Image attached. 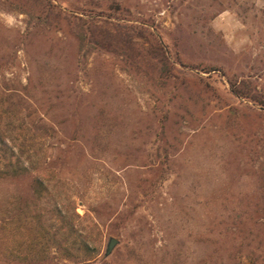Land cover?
Returning a JSON list of instances; mask_svg holds the SVG:
<instances>
[{"label":"rangeland","instance_id":"obj_1","mask_svg":"<svg viewBox=\"0 0 264 264\" xmlns=\"http://www.w3.org/2000/svg\"><path fill=\"white\" fill-rule=\"evenodd\" d=\"M0 264H264V0H0Z\"/></svg>","mask_w":264,"mask_h":264},{"label":"trees","instance_id":"obj_2","mask_svg":"<svg viewBox=\"0 0 264 264\" xmlns=\"http://www.w3.org/2000/svg\"><path fill=\"white\" fill-rule=\"evenodd\" d=\"M92 24L95 25V30L93 31L98 32V35L103 36V37H109L111 36V33H113L112 37L116 38H121L122 40L125 39V36H121L122 34L124 35V30L122 29V24L119 22L117 23H112L107 19H102V18H93ZM113 25V28L110 26ZM113 29V31H112ZM115 35V36H114ZM120 35V36H119ZM94 36V34H93ZM166 58V57H165ZM175 70V65L171 64L169 70L167 71L168 74L173 76V71ZM97 249V248H95Z\"/></svg>","mask_w":264,"mask_h":264},{"label":"water","instance_id":"obj_3","mask_svg":"<svg viewBox=\"0 0 264 264\" xmlns=\"http://www.w3.org/2000/svg\"><path fill=\"white\" fill-rule=\"evenodd\" d=\"M117 242H118V240L116 238H111L109 246H108L107 254H111V252H112V250H113V248Z\"/></svg>","mask_w":264,"mask_h":264}]
</instances>
